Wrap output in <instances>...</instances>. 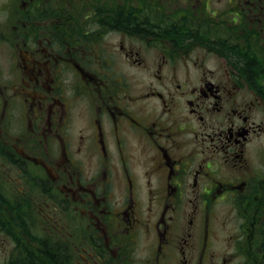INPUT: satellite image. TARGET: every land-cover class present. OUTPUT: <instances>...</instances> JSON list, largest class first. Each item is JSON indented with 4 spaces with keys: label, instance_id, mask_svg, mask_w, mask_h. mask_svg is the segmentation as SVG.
Returning <instances> with one entry per match:
<instances>
[{
    "label": "flooded vegetation",
    "instance_id": "obj_1",
    "mask_svg": "<svg viewBox=\"0 0 264 264\" xmlns=\"http://www.w3.org/2000/svg\"><path fill=\"white\" fill-rule=\"evenodd\" d=\"M0 264H264V0H0Z\"/></svg>",
    "mask_w": 264,
    "mask_h": 264
},
{
    "label": "trees",
    "instance_id": "obj_2",
    "mask_svg": "<svg viewBox=\"0 0 264 264\" xmlns=\"http://www.w3.org/2000/svg\"><path fill=\"white\" fill-rule=\"evenodd\" d=\"M252 63V62H251Z\"/></svg>",
    "mask_w": 264,
    "mask_h": 264
}]
</instances>
